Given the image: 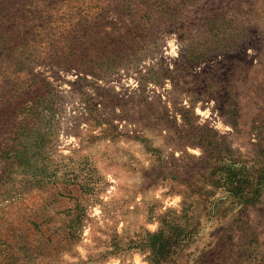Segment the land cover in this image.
Masks as SVG:
<instances>
[{
  "label": "rangeland",
  "instance_id": "374dc122",
  "mask_svg": "<svg viewBox=\"0 0 264 264\" xmlns=\"http://www.w3.org/2000/svg\"><path fill=\"white\" fill-rule=\"evenodd\" d=\"M0 123V264H264V0H0Z\"/></svg>",
  "mask_w": 264,
  "mask_h": 264
},
{
  "label": "trees",
  "instance_id": "16d2710c",
  "mask_svg": "<svg viewBox=\"0 0 264 264\" xmlns=\"http://www.w3.org/2000/svg\"><path fill=\"white\" fill-rule=\"evenodd\" d=\"M10 53L8 52V54L6 55V59H5L9 61L8 64H11L14 70H18L19 67H21L24 70V67L21 66L22 62L21 61L15 62L16 59L12 58ZM31 111L33 113V116L39 115L37 113V109L35 110L32 108ZM11 118H14V117L12 116L9 119ZM29 118L30 116H27L24 123H22L19 126L17 123H15V120H12L11 128L12 129L14 128L12 132L14 134V137L12 138L13 143L12 145L8 146L6 149L7 154H11L12 159L15 160L17 163H19L20 166H23V169H25L26 167L34 168L33 165L36 164V160H34V156L32 158L28 156L27 148L25 149L26 152L22 150V147H26V144L23 140V137L25 136V132L29 130L31 125L36 120L34 118H32L31 120H28ZM8 160L9 159H7V162ZM11 164L13 165L14 163L11 162ZM208 170H210V172L208 173L209 178H206V180L208 181L207 184L210 183V185L214 187V189L220 188L221 190V188L226 187L225 190L226 189L229 190L228 186L231 185L232 178H238L239 185H238V188H236V192L234 193L235 198L239 199L238 202L236 203L237 206L242 205L243 203H245L246 201L250 199V197H247L246 195H252V194L257 195L260 193L261 189L264 187L263 186L264 185V182H263L264 171H262L263 173L258 172V174H255V175L249 174V176H247L244 173L245 171H247V173H250V170H246V168H244L243 166L240 167L238 165H235L234 163L231 164L229 161L225 162L224 159H222L221 164L218 163L216 167H212V168L208 167ZM221 182H223V185L225 186L220 187ZM244 185L247 186V191H246V188H243ZM207 187L208 185L204 186L205 193L203 195L205 210H210L212 206H213V209L217 208V206H221L222 208L223 207L222 204H226L228 200H231V196L227 200H221L220 203L222 204L220 205V203H218L217 201L221 198L213 199V197L215 196L212 197L210 194H207L206 192ZM236 193L237 194L239 193L241 196H238ZM233 198L234 196L232 197V199ZM213 209H211L210 212H212ZM181 233L182 232L179 233V236L181 235ZM148 237H149L148 239L149 247L152 248L153 252L156 253V257H160V259L162 258L167 259L171 250L175 246V244L179 243V242L177 243L176 241H172L171 238L167 237L163 230L156 234H149Z\"/></svg>",
  "mask_w": 264,
  "mask_h": 264
}]
</instances>
